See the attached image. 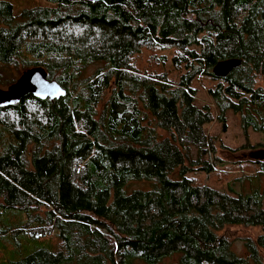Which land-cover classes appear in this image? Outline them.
Instances as JSON below:
<instances>
[{"label": "trees", "instance_id": "16d2710c", "mask_svg": "<svg viewBox=\"0 0 264 264\" xmlns=\"http://www.w3.org/2000/svg\"><path fill=\"white\" fill-rule=\"evenodd\" d=\"M48 1L15 15L0 0V76L40 67L66 90L0 97V214L27 216L0 233L56 231L59 243L7 264H264L259 180L219 191L187 176L228 154L264 172L248 154L264 148L236 153L204 131L214 119L225 130L231 111L264 132V0ZM143 47L177 50L175 84L133 69ZM227 60L239 64L217 76ZM197 77L213 80L215 111L196 104ZM235 226L262 230L242 239V255L226 233Z\"/></svg>", "mask_w": 264, "mask_h": 264}, {"label": "rangeland", "instance_id": "374dc122", "mask_svg": "<svg viewBox=\"0 0 264 264\" xmlns=\"http://www.w3.org/2000/svg\"><path fill=\"white\" fill-rule=\"evenodd\" d=\"M13 6V12L18 15L22 9H29L36 6H48L53 5L48 0H7ZM177 50L173 48H147L143 47L142 50L134 55L131 59V65L137 73L149 75V76H161L162 78H168L172 83L178 81L180 73L184 72L183 67L178 70L172 63L171 59ZM165 61H162V59ZM100 64H92L88 66L83 76L87 77L93 74L96 68ZM24 66L21 64L12 65L7 68H3L1 72L0 89H7L8 82L16 80L22 71ZM192 85L196 88V104L203 106L205 104L210 105L211 109L215 111L213 107L212 99L207 94V89L214 85L213 80L206 77H197L192 81ZM259 82L263 83L260 79ZM36 107V105H34ZM33 107V108H35ZM38 110V109H36ZM204 131L207 136L216 137L221 145L225 148L236 149V153L246 152L251 148H264V132H256L252 129L244 130L241 126V118L239 114H235L231 111L226 113V129L223 130L221 123L216 119L204 125ZM225 163L216 165V169L213 173L207 174L204 172H192L187 176L194 178L197 182L208 185L219 191H226L229 185L236 190L247 189L254 183L252 181L260 182L261 187L264 188V172L260 169L258 164H254L252 161H239L232 156L226 157ZM259 174V177L257 176ZM256 175V176H255ZM249 176L250 178H248ZM241 177V181L235 179ZM252 181H251V180ZM135 185V184H134ZM145 183H137L136 186H145ZM262 208L264 209V198L262 200ZM1 210V209H0ZM27 216L20 210L7 211L0 214V230L8 226H17L22 221L26 220ZM93 229V226H92ZM103 233L104 230H101ZM229 238L234 239L233 250L242 255L244 254V246L242 239L244 237L256 238L258 234L262 233L261 228H249V227H229ZM58 238L56 231L50 233L45 237L32 236L29 231L0 233V264H7L9 261H15L32 250L41 246H46L49 249H53L58 246ZM258 251L263 253L262 249L258 248ZM170 262V261H169ZM169 262H167L169 264Z\"/></svg>", "mask_w": 264, "mask_h": 264}, {"label": "water", "instance_id": "95a60500", "mask_svg": "<svg viewBox=\"0 0 264 264\" xmlns=\"http://www.w3.org/2000/svg\"><path fill=\"white\" fill-rule=\"evenodd\" d=\"M238 64V60L223 61L218 63L213 71L217 76H226ZM27 93H31L41 100L52 101L65 96L66 90L56 81L48 79L45 70L40 67L22 72L16 82L6 90L0 89V97L4 96L9 100V103L19 100L22 95ZM248 154L254 159L264 158V149H257Z\"/></svg>", "mask_w": 264, "mask_h": 264}]
</instances>
